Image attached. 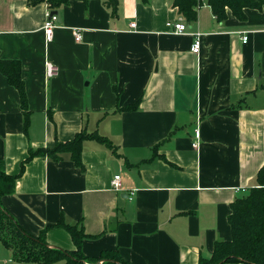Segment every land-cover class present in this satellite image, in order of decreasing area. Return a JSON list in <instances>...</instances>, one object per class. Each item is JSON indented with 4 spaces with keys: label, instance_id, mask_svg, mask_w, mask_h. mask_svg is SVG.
<instances>
[{
    "label": "crops",
    "instance_id": "obj_1",
    "mask_svg": "<svg viewBox=\"0 0 264 264\" xmlns=\"http://www.w3.org/2000/svg\"><path fill=\"white\" fill-rule=\"evenodd\" d=\"M115 1V11L107 0L59 7L47 42L46 3L0 0V59L19 61L30 115L25 133L19 94L0 73V172L17 177L0 204L50 248L75 251L64 226L76 227L86 259L199 264L231 241L232 206L264 167V6L218 22L203 4L187 23L173 0ZM179 20L185 33L171 34ZM82 132L110 148L87 139L78 166L70 153L44 154L22 170L29 151ZM1 247L0 264H19Z\"/></svg>",
    "mask_w": 264,
    "mask_h": 264
},
{
    "label": "trees",
    "instance_id": "obj_2",
    "mask_svg": "<svg viewBox=\"0 0 264 264\" xmlns=\"http://www.w3.org/2000/svg\"><path fill=\"white\" fill-rule=\"evenodd\" d=\"M29 5L35 6L46 3L51 12L59 7L67 5L74 0H28ZM205 4L218 22L227 17L229 11L234 17L244 19L245 9L260 10L264 6V0H173V6L187 23L196 19L197 9ZM107 5L113 11L116 9L115 0H107ZM0 73L3 74L9 85L14 87L20 99L23 111V131L26 133L29 123V111L27 100L21 79L19 61L0 59ZM96 139L108 148L110 145L96 134H78L72 141L57 143L51 150L29 151L28 159L35 156L55 157L61 153H70L73 163L80 165V155L84 140ZM17 177L0 172V198L12 194ZM60 224H62L60 222ZM231 229L230 242H217L213 255L209 260H200L199 264H225L229 262H243L246 264H264V167L256 177V187L251 189L248 195L232 206V214L229 218ZM63 226V225H62ZM68 231L75 247V251H64L59 248H50L44 239V234L31 236L21 229L8 215L0 204V244L10 252L11 258L16 263L30 264H55L65 261L67 264H127L114 251H105L99 257L86 259L81 253V244L85 239L82 231L72 226H64Z\"/></svg>",
    "mask_w": 264,
    "mask_h": 264
},
{
    "label": "built area",
    "instance_id": "obj_3",
    "mask_svg": "<svg viewBox=\"0 0 264 264\" xmlns=\"http://www.w3.org/2000/svg\"><path fill=\"white\" fill-rule=\"evenodd\" d=\"M58 23V16L55 14H52L51 11H48L46 14V21L43 27L45 38L47 42H50L52 40L53 36V30L57 27ZM131 28H135V23H132L130 25ZM166 27L170 30L171 34L174 35H182L186 31V25L184 22L179 20L178 22H168L166 24ZM72 36L74 38L75 42H80L81 41V31L80 29H72ZM199 36L196 35L195 41L191 47V52L197 54L200 48V41H199ZM247 41V36H244L242 38V42L246 43ZM58 68L54 66L52 63L47 62L45 64V76L47 79L54 78L58 75ZM198 134L196 133L195 138L197 139ZM197 142H194L191 144L192 147L196 148L197 147ZM110 185L113 190L115 191H120L121 190V179L120 176L116 175L112 178Z\"/></svg>",
    "mask_w": 264,
    "mask_h": 264
},
{
    "label": "rangeland",
    "instance_id": "obj_4",
    "mask_svg": "<svg viewBox=\"0 0 264 264\" xmlns=\"http://www.w3.org/2000/svg\"><path fill=\"white\" fill-rule=\"evenodd\" d=\"M0 251H5L1 246H0ZM1 253V252H0Z\"/></svg>",
    "mask_w": 264,
    "mask_h": 264
},
{
    "label": "water",
    "instance_id": "obj_5",
    "mask_svg": "<svg viewBox=\"0 0 264 264\" xmlns=\"http://www.w3.org/2000/svg\"><path fill=\"white\" fill-rule=\"evenodd\" d=\"M52 14H55L56 16L58 15V13H57V12H52Z\"/></svg>",
    "mask_w": 264,
    "mask_h": 264
}]
</instances>
